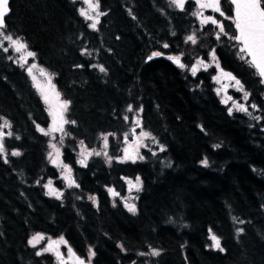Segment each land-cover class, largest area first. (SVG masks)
I'll return each mask as SVG.
<instances>
[{"label": "trees", "instance_id": "1", "mask_svg": "<svg viewBox=\"0 0 264 264\" xmlns=\"http://www.w3.org/2000/svg\"><path fill=\"white\" fill-rule=\"evenodd\" d=\"M99 4L105 15L93 30L75 0H10L5 31L23 38L70 101L65 118L76 123L64 126L60 161L79 187L65 186L48 164L47 136L36 130L48 124L45 106L24 68L0 49V116L12 132L3 138L8 162L0 155V264H53L50 254L38 256L29 246L35 233L63 238L85 261L91 249V264H264V86L229 39L231 20L221 21L229 35L214 39L208 24L192 44L185 43L195 26L189 0L183 10L171 0ZM222 6L231 16L227 0ZM208 50L244 85L254 117L229 115L214 93L211 68L189 72L193 58L206 59ZM157 51L162 55L149 60ZM168 56H180L186 68ZM134 117L159 150L115 161ZM104 135L111 161L92 155L82 166L77 145L92 151ZM137 177L132 213L120 197ZM45 179L61 190L59 199L46 194ZM209 229L224 252L210 247ZM151 249L160 255H139Z\"/></svg>", "mask_w": 264, "mask_h": 264}, {"label": "snow or ice", "instance_id": "2", "mask_svg": "<svg viewBox=\"0 0 264 264\" xmlns=\"http://www.w3.org/2000/svg\"><path fill=\"white\" fill-rule=\"evenodd\" d=\"M197 4V11L193 13V15H196L198 18H200V23L202 25L211 23L213 25H216L219 31L217 32V40L220 39L222 35H229L224 27V24L219 21L215 16L212 15H204L203 9H210L213 13H218L219 16L224 17L225 20H231L232 23L235 26V33L229 35V39L235 42L234 46L238 47V54L240 55V58L245 60V62L252 68L256 70L257 75L260 77V81L262 84H264V0H230V4L233 7V14L231 16L226 14L225 9L222 6L223 0H195ZM84 3L88 5L87 9H81L80 15L83 16L86 20H91L92 23L89 24V27L93 30L96 29L97 24L99 23V17L102 15H105V13L99 11V0H84ZM171 3L174 4L177 8H180L181 10L184 9L186 0H171ZM10 0H0V49H2L5 53L9 51V49H12L15 53L20 54L15 62H19L20 66L23 67L25 64L28 63L27 57H35L36 53L28 50L27 43L24 42L23 38L17 36L13 37V35L7 33L5 30L7 28L6 25V16L10 12ZM95 12L96 15L93 17L90 13ZM175 35V33H173ZM5 42H7V46H4ZM191 42L192 44L197 43V37L195 33L188 35L185 38V43ZM163 48H168L169 44L164 43L162 45ZM89 54L87 50H82L81 55ZM162 53L157 51L153 52L151 56L148 57L149 60H152L154 57L161 56ZM169 60H171L173 63H175L180 68H186V65L181 62L180 56H168ZM212 61L215 63L216 68L218 69L219 75L214 76L213 80L217 83L221 82V78H226L229 81H234V85L236 87L237 91H240L243 93V99L247 100L249 93L245 90L244 85L241 83L239 79H237L235 76L232 75L231 72L224 71L223 68L220 67V64L215 56V50L211 53ZM8 59L12 60L13 57L9 56ZM197 64H204V61L198 60ZM36 65H30L27 69L28 74L32 76V79L34 81V86L37 88V90L40 92V95L46 105H49V115L52 117V125L49 127V129L46 131L45 129L41 128L40 125H36L37 130L42 132L44 135H49L50 132H56L59 131L63 135H67V133L64 130V125L68 123L75 124V121H70L65 118V113L68 111L70 101L67 99H61V93L56 89V86L52 83V78L49 74H47L43 69L40 70L42 76H47V86L44 87L40 85L39 83H36V77L32 75V70L35 68ZM77 67H82V65H78ZM92 67H98L100 72H106V69L102 65H92ZM205 70L207 69L208 65H204ZM192 74L195 75L198 71V68L196 65H193L191 68ZM220 93V89H217V94ZM228 100H232V97H228ZM222 103H227V100H222ZM253 109L256 108V105H251ZM132 105L128 106L127 111L131 112L133 111ZM240 111L245 112L251 115L249 113L248 107H246L244 104H239L233 101V104L231 107L228 108L229 115L233 113V111ZM139 111H142V108L139 109ZM124 119L127 121L129 117L125 116ZM256 119H259L257 117ZM0 120H4L3 125H0V128H10V123L4 119V117L0 116ZM137 127L140 125L139 119H137L134 122ZM133 134H135V131L133 130ZM4 133L0 132V155H3L5 153V145L3 142ZM8 136H12V132L7 133ZM111 135V134H109ZM19 139V137H16ZM104 147L107 148V141L108 136L104 135ZM55 139V137H53ZM125 139H127V134L125 135ZM151 139L153 142L155 141V137L151 136V133L141 131L139 135L136 138V144L137 149L139 147L146 146L144 144V140ZM60 143H62V138ZM82 151L79 154L80 159L79 163L82 166H86V162L89 156L92 155H101V152L96 151H88L84 147V142L81 141ZM49 147L53 150L52 152H49V158L51 159V162L55 165L57 164L56 157L60 156V149L57 147V144L51 143L49 144ZM214 147H219V145H215ZM160 151H164V147L160 146ZM53 152L56 154V156H53ZM12 156H19L20 152L13 151L11 152ZM104 155L107 156V152H104ZM153 155H155V152H153ZM135 158H138L140 160L144 159V156L139 155L137 152V156ZM135 158L130 156L128 154V150L125 149V156L124 160L126 159H132L133 162H135ZM109 157V161H110ZM7 163V159L4 161ZM123 162V160L121 161ZM204 166H208V160L205 158L201 162ZM61 167L64 172V179L67 181V185L69 187H79L78 184H76L75 180L71 178V168L67 164H61ZM131 187H135L137 191L140 190V178H136V183L133 185L131 181H127ZM39 183V181H37ZM52 182L49 181L47 185H45L46 188L49 189V191L46 193L47 195H54L57 199L60 198L61 193H59L55 188L51 187ZM109 193L112 195H118L114 191V189L109 188ZM89 199L93 200L95 202V197H89ZM128 210L132 213H135L136 208L134 204H126L125 205ZM239 223L243 224L244 221H239ZM243 232V228L237 229V234H241ZM209 238L212 241V244L210 247L219 250L220 252H224L225 248L221 245L220 238L212 232L211 229H209ZM44 239V237L41 234H36L32 237L31 240H29V244L35 246V242H38L39 240ZM56 243V242H54ZM58 243H66L63 241V238ZM53 248L50 245L49 248L45 249V251H52ZM69 253H72V249H68ZM36 255H41V252L37 251ZM59 257V253H57ZM72 255H75V253H72ZM95 255V252H93L91 249H89V257L88 259L81 260L79 257L76 258L77 264H91V257ZM139 255H150V256H159L160 252L156 249H151L150 252L144 253L141 252ZM62 260V258H61ZM62 264H66V262H63Z\"/></svg>", "mask_w": 264, "mask_h": 264}, {"label": "rangeland", "instance_id": "3", "mask_svg": "<svg viewBox=\"0 0 264 264\" xmlns=\"http://www.w3.org/2000/svg\"><path fill=\"white\" fill-rule=\"evenodd\" d=\"M79 3V6H78V11L80 13L81 9H87L88 8V5L84 3V0H75ZM192 5H191V13H192V17H193V24L195 25L194 28H192V33H197V32H200L202 30V27L206 26V25H211L210 29H209V35H212L214 39H217V32L219 31V29L217 28L216 25H213L211 23H208V24H205V25H202L200 23V18H198L196 15H193L194 12L197 11V4L195 2V0H189ZM186 3H187V0H186ZM185 3V4H186ZM203 12H204V15L207 16V15H212V16H215L219 21H222V18L221 16H219L218 13H213L210 9H203ZM93 17H95L96 13L95 12H91L90 13ZM87 22L89 24L92 23L91 20H87ZM222 38V36L220 37V39ZM4 46H7V42H5ZM213 52V50H208L207 51V56H206V59H203L200 54L193 58V64L191 66H189V72L192 73L191 71V68L193 65H196L197 68H198V71L199 70H205V67L204 65H208L207 69H212V76H211V81L213 83V90H214V93L215 95L217 96L218 100L222 103V100H227V103H222L223 105L226 106L227 108V111H228V108L232 106L233 104V101H235L236 103H239V104H244L246 107H248V110H249V113H251L252 117H254V112H255V109H253L251 107V104L247 101V100H244L243 99V93L240 92V91H237L236 90V87L233 86L234 85V81H229L227 80L226 78H221V82L220 83H217L216 81L213 80V77L214 76H218L219 75V72H218V69L216 68L215 66V63L212 61V58H211V53ZM7 54L9 56H12L13 59H12V62L18 66H20V63L19 62H15L18 58V56L20 54L18 53H15L12 49H9V51L7 52ZM198 60H202L204 61V64H197V61ZM27 61L28 63L25 64L23 66L24 70L26 71L27 73V76L30 80V82L32 83L38 97L40 98L41 102L43 103V105L45 106V109H46V112L48 114V124L46 127H41L43 129H45L46 131L49 129V127L52 125V117L49 115V105H46L40 95V92L37 90V88L34 86V81L32 79V76H30L28 74V67L30 65H36L35 68H33L32 70V75L36 77V83H39L40 85L46 87L47 86V76H42L41 75V72L40 70L43 69L41 68L35 61V58L33 57H27ZM21 67V66H20ZM44 70V69H43ZM47 74H49L52 78V83H53V75L50 74L49 72H47L46 70H44ZM217 89H220V93L217 94ZM228 97H232V100H228ZM233 112H238V113H242L244 115H249L248 113H245V112H240V111H236L234 110ZM137 120L136 117H134L131 121V124L129 126V131L126 133L127 134V139H125V135L124 137L120 139V144H119V148H120V154L119 156L115 157L114 160L115 161H133L132 159H126L124 160V156H125V149L128 150V154L130 156H132L133 158H135L137 156V152L138 154L140 155V152L141 151H146L147 153L149 154H153V152H156V150L158 149V145H157V142H153L151 139H146L144 140V144L146 146L144 147H139L137 149V144H136V138L137 136L139 135V133L143 130L141 129L140 127H137V125L134 123L135 121ZM4 121H1L0 122V125H3ZM65 126V125H64ZM36 130H37V127H36ZM133 130L135 131V134H133ZM38 131V130H37ZM145 131V130H143ZM0 132H3L6 136L7 133L9 132V128H0ZM39 133H42L40 131H38ZM146 132V131H145ZM43 134V133H42ZM47 136V151H46V158H47V162L49 165L57 168V170L59 171L58 172V178L62 181V183L65 185V186H68L67 185V181L63 178L64 177V172H63V169L61 167V161H60V156L59 157H56L57 159V164H53L51 162V159L49 158V152H52L53 150L49 147V144L50 142L51 143H55L57 144V147H59V144H60V141H61V138L62 140H64V137L65 135H63L61 132L59 131H56V132H50L49 135H46ZM53 137H55V139H53ZM159 150V149H158ZM14 151V150H13ZM11 151V152H13ZM82 151V147L80 145H77V149H76V156H77V159L79 160L81 157H80V153ZM93 151V150H92ZM94 151L96 152H101V155H99V157H101L106 163L110 162L109 161V155H108V143H107V148L105 149L104 147V140H102V143H101V146L98 147L97 149H94ZM107 152V156L104 155V152ZM10 152V153H11ZM3 159L6 158L5 156V153L3 155H1ZM53 156L55 157L56 154L53 152ZM111 158V157H110ZM136 160H140L138 158H135V161ZM51 181L52 184H51V187L54 188L53 186V181L51 179H45L44 182L42 183L43 185V188L44 190L46 191V193L49 191L48 188L45 187V185L48 184V182ZM127 181H131L132 184L134 185L136 183V180H127ZM126 181L125 185H126V188H125V194L120 197V200L123 204V206L128 209L125 205L126 204H134L135 205V195L138 193V191L136 190L135 187H131L130 189V185L129 183ZM139 188H140V185H139ZM59 193H61V190H57ZM51 196H54V195H51ZM56 197V196H54ZM38 233H35L33 235H31L28 239V244H29V240L32 239V237L34 235H36ZM41 234V233H39ZM44 239H41L39 240L38 242H35V246L29 244V246L33 247L36 249V252L39 251L41 252V254L43 253H47V254H50L52 256V259H53V264H62V260L63 262H66V264H74V260H73V257L71 255H69L68 251H67V247L65 245V243H58L61 238H51L49 236H46L44 234H41ZM64 241V240H63ZM56 242V243H54ZM52 246L53 250L52 251H45V249L49 248V246ZM57 253H59V257L57 255ZM62 258V260H61Z\"/></svg>", "mask_w": 264, "mask_h": 264}, {"label": "water", "instance_id": "4", "mask_svg": "<svg viewBox=\"0 0 264 264\" xmlns=\"http://www.w3.org/2000/svg\"><path fill=\"white\" fill-rule=\"evenodd\" d=\"M228 1V3L230 4V0H227ZM230 6H231V12H230V14L232 15L233 14V7L234 6H232L231 4H230ZM7 17V16H6ZM232 29H233V32L235 33V31H236V29H235V26H234V24L232 23ZM253 70H254V72L256 73V70L254 69V68H252ZM256 75H257V73H256ZM257 77L259 78V80H260V77L257 75ZM261 82V81H260ZM262 84V83H261ZM263 86H264V84H262Z\"/></svg>", "mask_w": 264, "mask_h": 264}, {"label": "flooded vegetation", "instance_id": "5", "mask_svg": "<svg viewBox=\"0 0 264 264\" xmlns=\"http://www.w3.org/2000/svg\"><path fill=\"white\" fill-rule=\"evenodd\" d=\"M67 251H68V248H67ZM68 253H69V251H68ZM69 255H71L73 257L74 264H77V260H76L77 256L76 255H72V253H69ZM80 259L83 260L82 258H80Z\"/></svg>", "mask_w": 264, "mask_h": 264}]
</instances>
